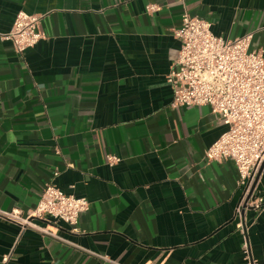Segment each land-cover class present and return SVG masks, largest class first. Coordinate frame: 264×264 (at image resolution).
<instances>
[{
    "label": "crops",
    "instance_id": "crops-1",
    "mask_svg": "<svg viewBox=\"0 0 264 264\" xmlns=\"http://www.w3.org/2000/svg\"><path fill=\"white\" fill-rule=\"evenodd\" d=\"M19 11L43 38L22 54L0 38V210L34 208L47 182L90 207L77 233L57 224L68 243L0 217V264H243L245 245L264 261V207L237 229L236 167L204 157L220 116L172 108L166 83L184 11L264 57V0H0L1 34Z\"/></svg>",
    "mask_w": 264,
    "mask_h": 264
},
{
    "label": "built area",
    "instance_id": "built-area-1",
    "mask_svg": "<svg viewBox=\"0 0 264 264\" xmlns=\"http://www.w3.org/2000/svg\"><path fill=\"white\" fill-rule=\"evenodd\" d=\"M146 12L159 10L148 4ZM41 14L19 11L10 31L0 38L12 43L17 54L34 47L42 38ZM179 49L166 75L172 91V108L209 106L220 116L225 126L221 135L205 150L209 161H231L238 174L242 196L236 207L237 229L243 231L242 220L247 211L259 213L264 198L256 190L255 182L264 163V57L259 51L249 50L251 34L233 40L215 35L206 19L184 11L180 25L173 30ZM110 166L120 162L114 154L106 155ZM57 171L53 177L57 176ZM90 202L84 197L63 193L53 182L45 183L36 206L22 212L20 209L0 210V217L17 223L21 230L32 228L68 243L59 234L58 223L78 232V216L87 211ZM55 224L53 231L40 224ZM243 264H264L252 258L249 247H243ZM103 260L115 263L107 256ZM11 252L2 257L1 264H10ZM163 264V263H159Z\"/></svg>",
    "mask_w": 264,
    "mask_h": 264
}]
</instances>
